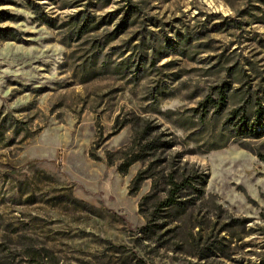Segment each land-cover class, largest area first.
<instances>
[{"label": "rangeland", "instance_id": "1", "mask_svg": "<svg viewBox=\"0 0 264 264\" xmlns=\"http://www.w3.org/2000/svg\"><path fill=\"white\" fill-rule=\"evenodd\" d=\"M7 1L0 9L22 20L1 26L17 28L22 40L0 39V264H27L30 245L70 264H257L264 251V162L233 138L220 145L241 99L230 98L222 111L207 100L217 95L211 86L219 78L236 91L264 86V23L255 22L264 0H151L140 24L127 26L123 13L110 20L126 6L120 0L101 10L95 0ZM35 3L46 16L34 14ZM87 8L107 24L71 38L73 16ZM149 30L174 46L154 66L148 57L140 64L133 49ZM180 33L192 36L185 51L177 49ZM108 34L116 38L95 54L92 39ZM234 61L247 70L241 82L226 73ZM147 122L175 143L168 160L197 164L208 175V230L230 215L251 219L246 229L233 225L244 236L222 241L218 255L201 259L171 234L167 248L141 237L139 200L152 179L131 194L130 181L146 162L127 173L118 166ZM216 200L220 216L212 211Z\"/></svg>", "mask_w": 264, "mask_h": 264}, {"label": "trees", "instance_id": "2", "mask_svg": "<svg viewBox=\"0 0 264 264\" xmlns=\"http://www.w3.org/2000/svg\"><path fill=\"white\" fill-rule=\"evenodd\" d=\"M113 1L95 0L93 6L95 10H101L112 4ZM122 1L125 2L126 6H123V9L119 8L117 12L111 13L112 17L110 20L123 13V23L126 26L140 24L138 23L139 19L151 0H136L137 2H134V0H120V2ZM2 4L9 3L4 0ZM31 9L36 16L38 14L46 16L39 3L32 5ZM242 12L244 15L247 14L245 10H242ZM73 17L75 22L70 27L72 29L69 34L71 38L78 37L79 40L82 39L85 33L99 30L107 24L105 18L96 22L94 16L90 13V8L83 9ZM21 20L22 17L8 9H0V39L5 41L22 40L21 33L17 28L1 26L2 23L7 21L19 22ZM255 20H257L255 22L264 23V11ZM50 22L51 20L49 19L43 21L44 24L48 25H50ZM144 29L148 30L147 28ZM146 32L147 34L142 32L143 35L139 37L140 42L133 49L136 52L139 51L140 64H142V60L148 57L150 58L149 63L154 66L158 60L170 53L174 46L170 45L169 42L167 44L162 43L157 33L150 30ZM179 36L182 47L178 46L177 49L185 51V47L190 43L192 44V36L188 33H180ZM115 38L116 35L110 36L108 34L104 39H92V47L93 49L96 48L94 53H100L101 49ZM149 50L153 53H149ZM220 61H222V58ZM226 70L228 71L226 72L227 74H231L230 80L232 82H241L245 79L242 73L247 70L239 61L231 63ZM219 80L220 82L211 86L215 91H218L216 96L210 92L207 101L210 102L211 107L222 111L227 107L230 98L235 101L241 99L239 106L231 110V114L228 115L227 119L232 122V128L229 129V134L223 133L222 138L225 135L228 137L220 145L227 144L228 139L233 138L242 147L254 152L264 162V140H262L264 138V93L261 94V89L264 86H258L255 93L247 88L242 92L241 89V91H236L233 85H228L230 84L228 79L219 78ZM141 133L135 140V145H132L124 152L122 151L123 161L118 166L122 173H127L133 163L139 160L146 162L143 167L138 169L130 181L129 191L131 194L139 192L146 179H152L150 189L139 200V211L146 219L145 223L139 228L142 233L141 237L156 243L159 247L167 248L169 244L164 241V237L171 234L177 241H182V243L183 241L189 242V246L195 250L194 254L201 259H208L218 255V252L222 251L220 247L222 241L227 240L230 243L236 238L242 239L244 235L241 233L237 236L231 228L238 222L246 229L248 222L251 221L246 216L230 215L228 220L217 227V229L215 228L214 231L208 230L210 228V219L208 212L205 210V204L208 201L207 184L209 177L205 170L197 164L189 165L186 162L179 164V162L168 160L166 151L173 147L175 143L164 139L162 137L163 133L158 130L156 125L147 122ZM109 162L113 164L115 162L114 157H110ZM214 206L215 210H212L213 213L220 216L221 203L216 200ZM185 216L188 218L186 221L187 234L185 238H180L183 232L181 222ZM218 221L219 219L216 218L213 222L214 225H217ZM223 231H226L227 234H222ZM260 231L264 234V227L260 228ZM213 234H215L214 238ZM228 234L229 236H227ZM181 245L175 246V248L181 249ZM26 251V254L29 255L27 264H70L62 263L44 246L34 247L30 245L26 248ZM257 264H264V251L260 253V261Z\"/></svg>", "mask_w": 264, "mask_h": 264}]
</instances>
